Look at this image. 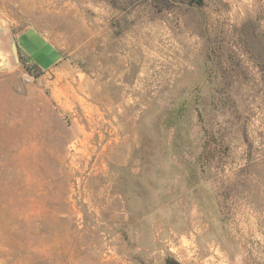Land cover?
I'll return each instance as SVG.
<instances>
[{
	"label": "rangeland",
	"instance_id": "374dc122",
	"mask_svg": "<svg viewBox=\"0 0 264 264\" xmlns=\"http://www.w3.org/2000/svg\"><path fill=\"white\" fill-rule=\"evenodd\" d=\"M0 264H264V0H0Z\"/></svg>",
	"mask_w": 264,
	"mask_h": 264
},
{
	"label": "crops",
	"instance_id": "0c3cea01",
	"mask_svg": "<svg viewBox=\"0 0 264 264\" xmlns=\"http://www.w3.org/2000/svg\"><path fill=\"white\" fill-rule=\"evenodd\" d=\"M31 34L35 35L37 37L38 41H41L42 43L49 46L52 53H53V58L51 59L50 64L44 69L41 68L40 66H38L37 63L30 58V56L28 55L26 50L21 46V42H20L21 39L29 37ZM15 40H16L15 42H16L17 48L19 49L21 54L24 55L26 60L33 62L41 71H48V70L52 69L53 67L57 66L60 63V61L62 60V57H61L59 50H57L50 42H48L42 34H40L39 32H37L34 29L28 28V29H24V30L20 31L19 33H17Z\"/></svg>",
	"mask_w": 264,
	"mask_h": 264
}]
</instances>
